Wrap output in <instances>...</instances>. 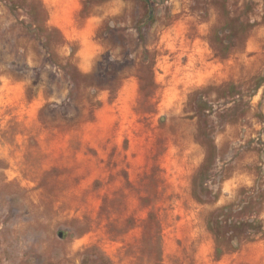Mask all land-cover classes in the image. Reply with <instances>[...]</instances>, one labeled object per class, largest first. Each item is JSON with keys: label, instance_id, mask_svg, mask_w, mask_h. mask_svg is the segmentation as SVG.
<instances>
[{"label": "rangeland", "instance_id": "374dc122", "mask_svg": "<svg viewBox=\"0 0 264 264\" xmlns=\"http://www.w3.org/2000/svg\"><path fill=\"white\" fill-rule=\"evenodd\" d=\"M145 1L0 0V264H264V0ZM257 190L261 231L219 245Z\"/></svg>", "mask_w": 264, "mask_h": 264}, {"label": "trees", "instance_id": "16d2710c", "mask_svg": "<svg viewBox=\"0 0 264 264\" xmlns=\"http://www.w3.org/2000/svg\"><path fill=\"white\" fill-rule=\"evenodd\" d=\"M145 3L149 9L143 24L147 25L148 22L153 19L154 13L151 7V0H146ZM240 26L241 27L239 28L241 32L244 33L250 27V23L247 21H243L241 22ZM136 30L138 34V39L142 41L141 28H137ZM52 32L56 34L57 31L53 30ZM145 56V59L143 60L142 64L140 65V68L138 69L137 77L139 80L142 97L148 99L151 98L155 92V85L153 81V67L155 62V55L154 53L150 54L147 50H145ZM113 67L114 63L111 62L108 68ZM76 76V79L78 80H91L90 76ZM71 81L75 82V80L73 79H71ZM105 88L112 92L114 91V88L110 87V85L106 86ZM204 118L205 117L199 118L200 125L197 128L196 142L203 146L205 150V158L203 164L199 167L198 171L196 172V175L193 178V197L198 202L203 201L200 200L199 193L196 190L197 183L199 182L201 177L208 171L210 166H212V162H214L216 157V148L214 147L213 141L210 138L204 139V137H206V130L208 131V127L206 126L207 121ZM258 192L259 191L257 190L254 193L244 197V199L240 200L237 204H230L228 206H225L213 214V219H211L209 227L216 238V242L219 245L230 246L228 244L234 242L237 244L238 247L240 245V242L243 241V239H246L248 238V236L261 231L262 223L255 218V215L249 214L248 220L243 219L247 213L253 212L256 214L257 211L253 210L254 206L256 205L255 199L257 197Z\"/></svg>", "mask_w": 264, "mask_h": 264}]
</instances>
